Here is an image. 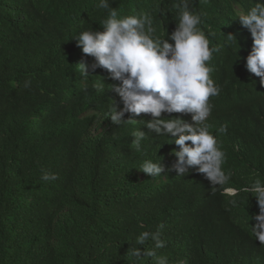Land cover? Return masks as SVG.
I'll use <instances>...</instances> for the list:
<instances>
[{"label": "trees", "instance_id": "obj_1", "mask_svg": "<svg viewBox=\"0 0 264 264\" xmlns=\"http://www.w3.org/2000/svg\"><path fill=\"white\" fill-rule=\"evenodd\" d=\"M110 2L121 18L150 13L157 37L175 28L176 0ZM97 3L0 0V264H153L143 256L151 240L137 245L139 259L131 252L141 232L160 224L167 246L156 253L169 264H264V245L250 230L255 198L224 191L264 180V86L245 67L252 39L236 20L255 0L191 4L210 48H219L207 62L221 85L209 98L207 123L226 153L230 180L215 187L194 169L178 176V146L144 126L150 116L126 113L123 119L135 121L119 126L105 118L111 98L118 100L110 91L118 82L101 68L82 77L77 64L94 60L73 39L103 30L107 11ZM227 34L237 38V56ZM100 82L103 91L94 87ZM171 115L191 122L189 114ZM138 129L148 134L140 151L132 144ZM145 159H161L165 171L148 176L139 170ZM42 169L57 179L42 180Z\"/></svg>", "mask_w": 264, "mask_h": 264}, {"label": "clouds", "instance_id": "obj_2", "mask_svg": "<svg viewBox=\"0 0 264 264\" xmlns=\"http://www.w3.org/2000/svg\"><path fill=\"white\" fill-rule=\"evenodd\" d=\"M193 0H176V25L164 38L154 35L153 16L150 13L119 17L118 11L110 0H98L96 7L107 11V17L101 21L102 31L84 30L73 39L77 47L94 62H79L82 77L93 76L96 68L106 70L109 78L117 81L110 91L118 100L111 98L105 118L111 124L134 122V119H123L125 114L140 116L146 114L150 119L143 120L144 126L156 135L168 137L178 150H173L176 157L172 168L178 176H184L189 169H194L215 186H223L230 180V174L223 170L226 153L218 145V140L209 131L207 123L213 105L210 97L218 96L221 85L210 77L213 68L207 63L212 60L218 47L210 48V41L200 27L203 23L200 13L191 8ZM236 20L251 35V49L245 57L247 71L259 78L264 86V2L255 0V6L247 11L238 10ZM225 43L238 45L233 34H227ZM171 41V42H170ZM238 59V57H237ZM26 80L24 86L30 87ZM102 82L94 85L97 91H103ZM87 87V84H85ZM189 114L191 122L171 114ZM162 114H168L164 117ZM218 133H225L227 126L222 125ZM132 144L137 151L148 136L140 129L136 130ZM139 170L150 177L160 176L165 166L159 161L145 159ZM41 179L54 181L57 176L47 170H41ZM230 197H238L240 192L249 193L255 198L258 214L251 215V233L255 240L264 245V180L257 179L240 188H225ZM229 203L237 207V199ZM143 231L136 237V246L132 257L139 259L141 250L137 245H145L149 240L154 243L151 249H145L146 255L153 259V264H169L168 257L157 255L156 249L167 246L161 239V229Z\"/></svg>", "mask_w": 264, "mask_h": 264}, {"label": "rangeland", "instance_id": "obj_3", "mask_svg": "<svg viewBox=\"0 0 264 264\" xmlns=\"http://www.w3.org/2000/svg\"><path fill=\"white\" fill-rule=\"evenodd\" d=\"M95 131H96V127H94L91 132L95 133Z\"/></svg>", "mask_w": 264, "mask_h": 264}, {"label": "bare ground", "instance_id": "obj_4", "mask_svg": "<svg viewBox=\"0 0 264 264\" xmlns=\"http://www.w3.org/2000/svg\"><path fill=\"white\" fill-rule=\"evenodd\" d=\"M30 205V204H29ZM160 255V254H159Z\"/></svg>", "mask_w": 264, "mask_h": 264}]
</instances>
